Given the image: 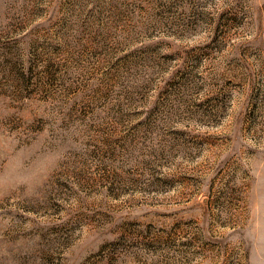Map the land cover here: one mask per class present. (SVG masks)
Masks as SVG:
<instances>
[{
  "label": "rangeland",
  "instance_id": "obj_1",
  "mask_svg": "<svg viewBox=\"0 0 264 264\" xmlns=\"http://www.w3.org/2000/svg\"><path fill=\"white\" fill-rule=\"evenodd\" d=\"M0 264H264V0H0Z\"/></svg>",
  "mask_w": 264,
  "mask_h": 264
}]
</instances>
